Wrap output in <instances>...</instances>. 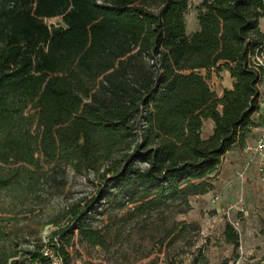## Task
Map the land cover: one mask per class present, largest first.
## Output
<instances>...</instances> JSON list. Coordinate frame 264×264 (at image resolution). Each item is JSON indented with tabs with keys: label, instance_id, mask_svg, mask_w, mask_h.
Returning a JSON list of instances; mask_svg holds the SVG:
<instances>
[{
	"label": "trees",
	"instance_id": "obj_1",
	"mask_svg": "<svg viewBox=\"0 0 264 264\" xmlns=\"http://www.w3.org/2000/svg\"><path fill=\"white\" fill-rule=\"evenodd\" d=\"M187 7L188 0H0V191L33 192L68 172L111 174L104 203L133 216L175 203L186 212L190 195L212 189L227 151L259 123L264 76L251 55L264 48V0H202L192 33ZM223 69L233 81L219 94L207 71ZM206 118L213 128L204 137ZM70 212L73 225L50 238L63 264L76 235L107 244L84 208ZM225 229L237 243L235 228ZM0 264L51 261L41 244H15L0 248Z\"/></svg>",
	"mask_w": 264,
	"mask_h": 264
},
{
	"label": "rangeland",
	"instance_id": "obj_2",
	"mask_svg": "<svg viewBox=\"0 0 264 264\" xmlns=\"http://www.w3.org/2000/svg\"><path fill=\"white\" fill-rule=\"evenodd\" d=\"M201 1L188 0L184 16L189 33L198 29L196 13ZM47 22L63 24L61 18ZM210 85L214 90L220 88L216 82ZM254 117L260 122L257 114ZM208 130L204 125L203 134ZM258 135L253 127L247 139ZM244 154L236 148L224 156L212 175L214 187L190 195L186 212L180 211L179 203L133 216L126 209H108L102 193L111 174L103 179L68 172L62 179L38 183L33 192L1 190L0 227L6 236L0 248L15 244L21 251L33 250L38 244L43 248L53 232L73 225L70 209L78 205L106 235L107 244L89 245L76 235L65 264H264V180L258 170L261 160L264 167V158L250 160L245 175L238 178L237 172L250 158ZM215 194L218 201H213ZM238 201L242 209L235 205ZM227 223L237 231V243L227 240Z\"/></svg>",
	"mask_w": 264,
	"mask_h": 264
},
{
	"label": "built area",
	"instance_id": "obj_3",
	"mask_svg": "<svg viewBox=\"0 0 264 264\" xmlns=\"http://www.w3.org/2000/svg\"><path fill=\"white\" fill-rule=\"evenodd\" d=\"M251 60L253 62L254 67L258 68L264 76V48L256 50L251 55ZM263 84H264V80H263ZM259 105H260V110L257 112V116L260 122L256 126H254L255 129H258L259 135L256 139L252 141L247 140V142L241 147L242 152L248 154L250 158L247 160V162H245V164H243L242 166L243 168H241L237 172L238 178H242L245 175V172L249 168L248 166L250 160H253L256 157H258V159L264 158V92L263 91L261 93ZM258 170L260 174V180L263 181L264 167L262 166V160L259 163ZM218 197L219 195L215 194L212 197L213 201H218L219 199ZM235 205H238V208L242 209V207H240L241 205L240 201L235 203ZM52 244H58V239L55 238V241ZM42 252L45 256H47L50 259L51 264H63L62 256L57 251H55V249L50 245V243L46 242V244L43 245Z\"/></svg>",
	"mask_w": 264,
	"mask_h": 264
},
{
	"label": "crops",
	"instance_id": "obj_4",
	"mask_svg": "<svg viewBox=\"0 0 264 264\" xmlns=\"http://www.w3.org/2000/svg\"><path fill=\"white\" fill-rule=\"evenodd\" d=\"M259 27L260 29H262V31L264 32V17H261L260 20H259ZM186 31V30H185ZM189 33V32H187ZM202 73H205V70H202ZM207 76H208V81L209 83H218L220 85V88L219 90H214V91H217L219 94H221V90L223 88H230V86L232 85V81H233V78L232 76L228 73L227 70L223 69V70H220L218 72H216L215 70H209L207 71ZM261 91L264 92V84L262 83V88H260ZM208 126L209 130L207 132V134H203V129H204V125ZM212 128H213V122L210 118H206L203 120V127H202V136H207L208 134L211 133L212 131ZM256 130V129H255ZM258 130V129H257ZM238 149V151L243 155L244 152H242V149L241 147L239 146H234L231 150L227 151V153L225 154V156L227 154H232V152H234L235 149ZM245 155V154H244ZM248 154H246L247 156Z\"/></svg>",
	"mask_w": 264,
	"mask_h": 264
}]
</instances>
